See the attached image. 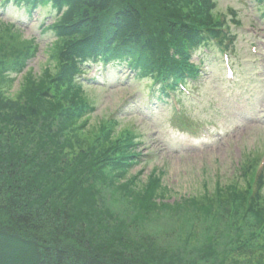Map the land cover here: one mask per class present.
<instances>
[{"label":"trees","instance_id":"trees-1","mask_svg":"<svg viewBox=\"0 0 264 264\" xmlns=\"http://www.w3.org/2000/svg\"><path fill=\"white\" fill-rule=\"evenodd\" d=\"M1 3L27 12L50 7L57 17L47 26L56 41L46 65L38 75L27 71L15 94L4 93L13 81L8 75L22 73L38 47L16 23L0 21V264H227L237 261L236 253L249 254L251 240L259 237L255 231L264 232V162L258 153L245 154L235 180L225 186L217 181L211 195L170 202L162 170L155 167L145 181L141 172H129L142 157L138 134L117 131L116 120L97 127L89 120L96 110L85 88L93 83L84 76L90 65H127L169 97L199 77L192 59L198 48L215 43L226 51L234 45L227 16L215 13L217 2ZM229 12L239 24L236 11ZM162 212L187 215L218 234L186 256L157 248L145 227ZM219 229L228 231L225 240Z\"/></svg>","mask_w":264,"mask_h":264},{"label":"rangeland","instance_id":"rangeland-1","mask_svg":"<svg viewBox=\"0 0 264 264\" xmlns=\"http://www.w3.org/2000/svg\"><path fill=\"white\" fill-rule=\"evenodd\" d=\"M215 1V13L227 16L235 44L226 51L215 43L198 48L192 59L200 66L199 77L171 91L169 97L151 88L148 79L135 76L127 65L92 64L84 75L93 79L85 88L96 102L90 126L111 119L118 122L117 131L128 128L138 134L142 157L129 172H141L140 180L145 181L155 167L162 170L170 202L205 191L211 195L217 181L222 186L233 182L248 152L258 153L264 162V4ZM1 2L0 21L16 23L24 38L34 39L38 47L22 73L8 75L13 81L4 93L15 94L27 71L38 75L46 65L56 41L47 26L57 14L50 7L27 12L22 6ZM230 9L236 11L239 24L232 23ZM176 216L162 212L145 227L157 248L186 256L193 246L216 236V227L209 232V224L198 225L184 214ZM219 232L223 240L229 234L223 229ZM255 233L259 237L251 240V252L236 253L233 259L237 261L229 259L227 264L264 263V232Z\"/></svg>","mask_w":264,"mask_h":264}]
</instances>
